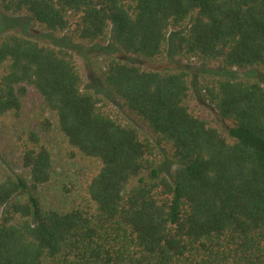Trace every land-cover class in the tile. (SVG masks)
<instances>
[{
  "label": "trees",
  "instance_id": "trees-1",
  "mask_svg": "<svg viewBox=\"0 0 264 264\" xmlns=\"http://www.w3.org/2000/svg\"><path fill=\"white\" fill-rule=\"evenodd\" d=\"M0 14L36 33L0 36V121L19 126L0 264H264V81L248 75L264 73V0H0ZM172 30L196 75L139 63L163 64ZM87 46L103 95L83 89Z\"/></svg>",
  "mask_w": 264,
  "mask_h": 264
},
{
  "label": "rangeland",
  "instance_id": "rangeland-1",
  "mask_svg": "<svg viewBox=\"0 0 264 264\" xmlns=\"http://www.w3.org/2000/svg\"><path fill=\"white\" fill-rule=\"evenodd\" d=\"M1 15V14H0ZM29 17L27 16H16V17H7L1 15V20H0V36L3 35L4 33L8 31H12V29H17L20 32H25L27 35H32V33H35V27L33 23L28 24L29 22ZM175 36V30H172L169 36V52L167 53V60L163 64H158V65H153L149 64L147 62L139 61L140 64L144 65L145 67L148 68H156V69H168V68H174L175 66H183L190 68L191 72L193 75L197 74V69L200 67L199 64H195L193 62H189L187 60L180 59L178 56L174 55L173 51V38ZM89 50V47H82L80 50L77 48V52L85 66V71H86V79H85V84L83 86V89L85 91H91L95 92L99 95H103L102 90L99 87V84L97 82L96 76L91 72L89 62L90 58H92L95 54H100L98 52H95L94 50ZM169 54V55H168ZM115 55H118L124 59L134 61L133 58H131L128 55L122 54V53H116ZM239 73V78H245L243 76L245 73L243 71H238ZM249 76L251 77H257L264 81V73L258 72V71H250L248 73ZM11 118L6 117L0 121V167H4L7 163V158L18 155V153H13L15 150L14 147V137L16 135V130H18V125L10 121ZM18 126V127H17ZM171 165L169 163H165L162 167L163 172L165 174H169Z\"/></svg>",
  "mask_w": 264,
  "mask_h": 264
}]
</instances>
